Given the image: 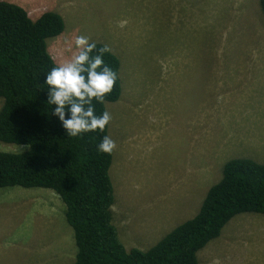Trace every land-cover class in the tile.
Returning a JSON list of instances; mask_svg holds the SVG:
<instances>
[{
    "label": "rangeland",
    "instance_id": "374dc122",
    "mask_svg": "<svg viewBox=\"0 0 264 264\" xmlns=\"http://www.w3.org/2000/svg\"><path fill=\"white\" fill-rule=\"evenodd\" d=\"M35 20L59 13L46 39L56 63L88 35L120 61L105 102L116 142L112 222L126 249L147 250L194 216L233 157L264 162V15L258 0H5ZM1 105V99H0ZM24 146L0 142V151ZM65 205L49 188H0V264H71ZM199 264H264V214L233 216Z\"/></svg>",
    "mask_w": 264,
    "mask_h": 264
},
{
    "label": "trees",
    "instance_id": "16d2710c",
    "mask_svg": "<svg viewBox=\"0 0 264 264\" xmlns=\"http://www.w3.org/2000/svg\"><path fill=\"white\" fill-rule=\"evenodd\" d=\"M258 7L264 15V0H258ZM63 29L64 20L55 11L32 20L23 7L0 0V142L28 146L0 151V188L43 187L58 195L77 247L71 264H199L197 252L218 237L233 216L264 214V163L234 157L223 164L221 178L208 188L194 216L147 250L126 249L112 222L108 171L113 151L103 153L97 147L108 126L104 132L68 137L51 115L47 88L41 89L45 73L57 64L46 50V39ZM104 60L118 80L96 105L98 114L121 93L119 58L110 51Z\"/></svg>",
    "mask_w": 264,
    "mask_h": 264
},
{
    "label": "clouds",
    "instance_id": "9594fccd",
    "mask_svg": "<svg viewBox=\"0 0 264 264\" xmlns=\"http://www.w3.org/2000/svg\"><path fill=\"white\" fill-rule=\"evenodd\" d=\"M74 47L72 56L52 66L40 83L41 89L47 88L46 102L51 106V115L58 118L71 138L104 132L113 117L108 110L98 114L96 105L104 102L118 80L117 72L104 60V54L111 51L107 45L97 48L88 35H78ZM97 147L100 152L111 153L116 142L104 135Z\"/></svg>",
    "mask_w": 264,
    "mask_h": 264
}]
</instances>
